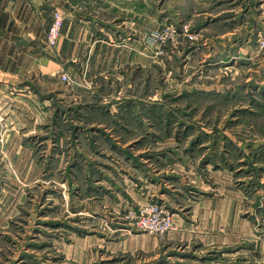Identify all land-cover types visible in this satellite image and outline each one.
<instances>
[{"label":"rangeland","instance_id":"rangeland-1","mask_svg":"<svg viewBox=\"0 0 264 264\" xmlns=\"http://www.w3.org/2000/svg\"><path fill=\"white\" fill-rule=\"evenodd\" d=\"M257 7L264 20V1ZM167 25L176 33L156 39ZM60 33L61 28L54 46L46 41L49 48L55 47ZM198 38L194 24L167 17L149 35L158 61L143 73L135 70L132 86L125 79L100 82L98 87L91 83L84 85L87 94L73 93L67 103L55 100V121L64 117L70 123L55 131L52 149L49 141L46 151V143H36L38 137L31 136L32 159L0 161L5 167L0 168V264H170V258L181 255L180 242L167 238L169 231L156 236L132 225V212L153 201L130 204L120 175L133 169L124 156L111 151L108 133L131 139L126 155L136 156L146 170L157 166V153L173 149L200 173L189 186H232L242 200V214L255 224L259 237L264 235V35L257 33L254 51L259 56L248 58L247 52L238 62L231 58L207 66L200 52L184 60L177 52L181 42L185 49ZM59 77L72 85L67 73ZM86 101L119 102L128 105L129 113L121 125L110 127L109 111L92 114L80 107ZM133 106L143 108L134 114ZM140 119L149 122L148 130ZM62 129L67 133L63 138ZM62 151L63 156L55 157ZM148 153L157 161L145 158ZM206 162L210 169H203ZM112 186L129 200L126 205H117ZM136 231L149 233L144 247L122 241Z\"/></svg>","mask_w":264,"mask_h":264},{"label":"crops","instance_id":"crops-1","mask_svg":"<svg viewBox=\"0 0 264 264\" xmlns=\"http://www.w3.org/2000/svg\"><path fill=\"white\" fill-rule=\"evenodd\" d=\"M262 1L0 0V161L32 159L30 146L35 145L31 136L38 137L36 143H46V151L48 141L51 148L55 131L70 123L64 117L55 121V100L67 103L73 93L87 94L86 86L91 83L98 87L100 82L125 79L130 86L135 70L148 71L151 62L157 60L150 32L167 17L191 22L200 37L185 49L180 43L177 52L183 60L198 52L202 53L204 66L231 58L238 62L247 52L248 58L255 57L257 33L264 35V20L257 7ZM55 8L61 10L63 24L51 49L46 45L45 32ZM254 69L257 71V67ZM61 72L71 78V86L60 80ZM80 107L92 114L108 110V122L113 124L110 127L129 113L128 105L124 107L119 102L86 101ZM142 108L131 111L135 114ZM141 114L144 116V112ZM140 121L148 130L149 117L147 124L144 119ZM98 125L101 124L93 123V127ZM124 128L127 130V125ZM65 134L62 129V138ZM107 135L111 151L124 156L133 169L120 175L125 185L121 189L130 201L110 187L118 197L117 205L157 201L172 214L176 228L168 232L167 238L179 241L182 253L170 258V264H264V235L259 237L255 224L242 214V200L232 186H206L204 182L203 186H189L192 177L195 181L200 173L173 149L157 153L158 161L151 153L146 154L145 158L157 161V166L146 170L145 164L137 163L136 156L126 155L125 146L131 139ZM99 152L103 156L104 152ZM61 156L63 151L55 157ZM109 157L114 158L113 154ZM209 167L206 162L203 169ZM0 168L3 170L4 164ZM129 235L122 241L141 242L144 247L149 239L147 232Z\"/></svg>","mask_w":264,"mask_h":264},{"label":"built area","instance_id":"built-area-1","mask_svg":"<svg viewBox=\"0 0 264 264\" xmlns=\"http://www.w3.org/2000/svg\"><path fill=\"white\" fill-rule=\"evenodd\" d=\"M53 18L49 27L46 41L49 46H54L62 24V12L58 9L53 11ZM176 30L170 25L165 26L156 33V39L163 41L166 37L173 36ZM192 38L191 33H187ZM63 79H68L66 74L61 75ZM132 225L141 230L152 232L156 236H164L168 231L175 229L171 213L159 202L153 201L142 204L132 212Z\"/></svg>","mask_w":264,"mask_h":264}]
</instances>
